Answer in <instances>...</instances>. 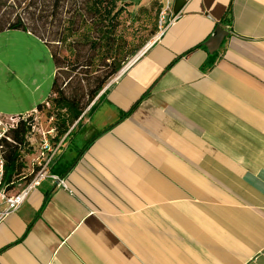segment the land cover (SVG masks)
<instances>
[{"label": "crops", "instance_id": "1", "mask_svg": "<svg viewBox=\"0 0 264 264\" xmlns=\"http://www.w3.org/2000/svg\"><path fill=\"white\" fill-rule=\"evenodd\" d=\"M170 10L59 139L64 185L0 217V264H264V0Z\"/></svg>", "mask_w": 264, "mask_h": 264}, {"label": "trees", "instance_id": "2", "mask_svg": "<svg viewBox=\"0 0 264 264\" xmlns=\"http://www.w3.org/2000/svg\"><path fill=\"white\" fill-rule=\"evenodd\" d=\"M7 1L13 2L10 9H14V0ZM139 1L21 0L25 5L19 14H14L13 10L0 14V33H28L50 52L54 77L45 103H50L56 111L52 124L56 140L65 136L87 105L121 71L127 57H117L115 48L121 38L122 16L128 2L137 4ZM2 6L0 1V10ZM137 49L135 46L128 55ZM43 104L37 105L36 111ZM30 126L29 121L21 122L9 134L10 141H2L4 192L14 188L18 180L26 179L23 172L32 154L26 140Z\"/></svg>", "mask_w": 264, "mask_h": 264}, {"label": "rangeland", "instance_id": "3", "mask_svg": "<svg viewBox=\"0 0 264 264\" xmlns=\"http://www.w3.org/2000/svg\"><path fill=\"white\" fill-rule=\"evenodd\" d=\"M0 1L3 5L0 14L4 11L12 12V10L14 14H19L25 5L21 0H14V4L16 5L11 10L10 7L13 5L12 1ZM16 2L21 3L19 7H16ZM127 5L125 8L126 13L122 16V25L119 30L121 38L115 48V55L117 57H127L122 69L153 41L157 33L158 18L161 9L159 0H140L137 4H129L128 2ZM135 46H138V49L134 54L129 56L128 54ZM63 53L66 55L65 52ZM52 80V59L49 50L41 41L22 31H6L0 33L1 109L10 108L16 101L19 103L21 99L24 102L31 100L33 97L40 98L42 103L45 102L52 86ZM36 87H38V90H34ZM41 101L38 102L40 103ZM92 102L87 105L83 112L88 109ZM55 115L56 111L53 110L51 104L44 103L43 107L31 116L28 121L36 129L48 132L53 129L52 124L55 121ZM32 158L30 157L28 159V165ZM28 175L29 171H24L23 177L25 178L27 176L26 179L18 180L14 188L6 191L5 194L12 196L18 193L28 181Z\"/></svg>", "mask_w": 264, "mask_h": 264}, {"label": "built area", "instance_id": "4", "mask_svg": "<svg viewBox=\"0 0 264 264\" xmlns=\"http://www.w3.org/2000/svg\"><path fill=\"white\" fill-rule=\"evenodd\" d=\"M170 2L171 0H159L161 9L159 12L157 33L153 41L149 43L142 52H140L127 66L123 68L124 71L128 69L129 66L132 65L141 55H143V53L150 46H152V44L158 41L168 26L175 23V21L179 18V14H173L171 12ZM120 75L121 73H118L113 78V80L118 78ZM34 114H28L24 116H6L0 114V217H3L7 213H11L18 209L27 195L32 190L38 188L45 180L51 179L58 185H64L62 180L50 173V164L60 147L61 140H56L54 129H51L48 132H43L31 125L30 131L26 137L27 143L32 150L30 157H33L27 168L29 171V179L15 195L7 196L4 192V160L2 157V141L4 139L10 141L9 134L15 131L21 122L27 123L29 118Z\"/></svg>", "mask_w": 264, "mask_h": 264}, {"label": "water", "instance_id": "5", "mask_svg": "<svg viewBox=\"0 0 264 264\" xmlns=\"http://www.w3.org/2000/svg\"><path fill=\"white\" fill-rule=\"evenodd\" d=\"M218 30H220L219 28H216V31H215V35H214V37L212 38V40L213 41H215V40H217V38H218ZM122 72H124V69H122L119 73H122Z\"/></svg>", "mask_w": 264, "mask_h": 264}]
</instances>
